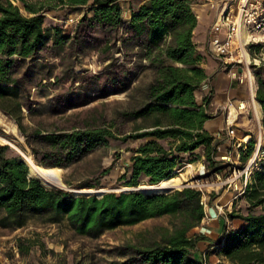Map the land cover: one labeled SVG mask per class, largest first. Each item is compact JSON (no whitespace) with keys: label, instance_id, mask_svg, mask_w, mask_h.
<instances>
[{"label":"trees","instance_id":"obj_1","mask_svg":"<svg viewBox=\"0 0 264 264\" xmlns=\"http://www.w3.org/2000/svg\"><path fill=\"white\" fill-rule=\"evenodd\" d=\"M125 1L137 5L129 21L128 40L136 41L139 54L155 73L143 104L123 113L126 121L142 120L143 126L124 136L112 128L90 127L28 134L22 124L26 108L23 80L14 77L13 71L18 61L36 57L46 46L62 47L71 38L64 27L49 25L44 12L56 7L72 12L82 9L81 22L118 29L123 23ZM197 26L191 0H45L40 5L28 0H0V109L17 121L28 138L34 136L46 147L41 157L33 149L36 163L45 168H68L110 140H144L132 148L131 165L119 178L124 186L137 188L142 178L151 186L175 178L186 163L196 161L185 155L191 156L198 149H203L209 164L218 163L213 136L204 128L212 118L207 112L211 98L205 96L202 104L196 99V91L206 79L194 41ZM252 50L259 51L260 47L252 46ZM253 72L255 98L264 110V63L253 66ZM262 125L264 132V117ZM255 147L253 138L243 160L252 157ZM8 150V145H0L1 226L20 228L29 216H48L51 223L67 220L79 237L98 239L106 231L168 217L169 226L157 227L162 231L160 239L144 246L117 247L121 264H207L198 248L205 237L194 233L206 216L204 191L186 187L168 193L136 190L108 192L101 197L76 196L63 189H49L40 179L30 177L26 160L20 155L8 156ZM80 187L95 189L99 184ZM243 195L249 203L248 212L234 209L229 213L230 220L239 223L235 228H225L214 246L227 257L228 264H264V211L255 212L264 207V168L252 172ZM17 245L21 254L28 255L36 245L45 243L19 238Z\"/></svg>","mask_w":264,"mask_h":264},{"label":"rangeland","instance_id":"obj_2","mask_svg":"<svg viewBox=\"0 0 264 264\" xmlns=\"http://www.w3.org/2000/svg\"><path fill=\"white\" fill-rule=\"evenodd\" d=\"M28 1L40 5L45 0ZM218 3L219 0H191L198 23L200 22L204 29L214 21ZM122 6L123 23L118 29L92 25L89 21L81 22L82 9L72 12L67 8L56 7L44 12L49 25L64 27L71 38L62 47L46 46L36 57L18 61L13 71L14 77L23 80L22 102L26 108L22 124L28 134L35 131L45 134L90 127L112 128L117 135L124 136L143 126L142 120L126 121L123 113L143 104L147 87L153 81L155 73L149 67L148 61L139 54L141 50L136 41L128 40L129 13L132 14V10L137 7L136 2L125 1ZM22 11L25 12L23 8ZM248 109L250 118L253 119L250 125L254 133H251V137L244 136L243 139L248 142L253 137L257 141L259 126L252 101ZM260 110L262 123L264 111ZM0 117L10 125L16 124L18 130L15 135L16 133L0 124L1 136L14 142L33 158V149H36L41 157L46 147L40 144L37 138H28L21 131L17 121L1 109ZM151 122L152 120L148 121ZM143 141L110 140L108 145L97 146L81 161L68 168H61L64 183L71 189H87L80 186L99 184L95 189L104 188L106 193L139 190H122L125 187H135L122 185L125 182L119 178L131 165L132 148L138 147ZM163 143L166 144L165 141ZM0 145L9 146L8 156L20 155L24 159L19 151L4 140L0 139ZM185 157L196 159L192 162L193 168L187 170L189 163H186L176 175L185 174L192 182L178 189L191 187L204 191L205 196L211 195L215 209L218 211L217 204L222 208L229 229L237 227L239 221H231L228 215L234 209L247 213L249 203L243 193L233 200V196L242 190L245 177H235L234 181H231V178L247 165L249 159H241L235 167L222 158L218 159V163L211 165L206 160L203 149ZM259 165V169L264 168V156L261 157ZM107 171L108 174L105 175ZM127 177H130V173ZM228 180L230 182L226 183ZM146 181V178H142L140 185H148ZM217 182L225 184L207 185ZM63 190L76 196L88 195H77L71 190ZM262 211L264 207L255 209L257 213ZM3 217L1 212L0 264H121L123 258L118 256L117 247L151 244L160 239L162 231L157 227H167L170 223L168 217L150 219L137 225L106 231L98 239H91L75 235L67 220L51 223L48 216H29L23 227L14 228L1 226ZM194 233H199L198 228L194 229ZM19 238L37 239L45 245H36L28 255H23L18 250ZM206 259L208 264H214Z\"/></svg>","mask_w":264,"mask_h":264},{"label":"crops","instance_id":"obj_3","mask_svg":"<svg viewBox=\"0 0 264 264\" xmlns=\"http://www.w3.org/2000/svg\"><path fill=\"white\" fill-rule=\"evenodd\" d=\"M232 10L234 9L232 8ZM216 11L214 21L206 29L203 28L200 22L198 23L194 33V41L199 54L202 56L200 66L204 69L206 74V79L203 80L201 87L196 91L197 102L202 104L204 96H210L211 102L209 104V109L216 110L232 105L234 108H232L231 112L232 118L235 117L236 112L239 113L233 137L220 134L225 125L226 113L223 111H220L218 115H213L212 118L204 124V128L213 136V145L216 148L217 158L221 159L230 151L236 140H243L244 136L247 135L251 137V133H254V130L251 129L250 125L253 119L250 118L249 114L243 112L239 108L240 103H247L250 105L251 102V92L244 67L238 66L234 69L237 75L244 77L242 80H239L233 73L221 66L209 47L210 33L212 30L223 39L226 37L227 32L226 25L216 26L223 13V8L220 3H218ZM129 18H131V12L129 13ZM206 80L209 81L208 85L205 83ZM260 109L263 110V107L261 106ZM263 136L264 132L262 129V139ZM252 139L253 137L250 141ZM262 149H264V147ZM243 154L244 152L242 153V157ZM242 157L241 159H243ZM239 195H241V191L239 194L233 196V200L239 197ZM210 198L209 195L205 196L207 206H205L206 216L198 230H202L204 227L206 233L200 232L205 237V240L198 243V248L205 258H208L214 264H216V262L228 264L229 260L227 257L218 252L214 244L223 235L225 228L229 230V226L227 225L226 216L215 209L212 201L213 199L210 201ZM216 207H219V205L217 204Z\"/></svg>","mask_w":264,"mask_h":264},{"label":"built area","instance_id":"obj_4","mask_svg":"<svg viewBox=\"0 0 264 264\" xmlns=\"http://www.w3.org/2000/svg\"><path fill=\"white\" fill-rule=\"evenodd\" d=\"M223 8L221 18L218 20L216 26L226 25V37L223 39L213 30L210 33L209 47L221 66L231 73L239 80H242L241 75H237L234 71L238 66H243L246 72V79L249 84L251 92V101L253 103L254 112L259 126V136L256 141L255 152L249 158L247 165L239 170L236 179L244 178V185L241 194L245 192V188L249 182L250 175L254 170L259 169V161L264 155L262 149V123L261 117H258L254 101L256 100L257 83L253 72V66H262L264 63V0H219ZM232 8L234 10H232ZM252 46H259L260 50H252ZM248 54V57L246 56ZM206 85L209 81H205ZM204 83V84H205ZM257 101V100H256ZM243 105V107H242ZM232 105L222 107L220 109L207 112L213 115H218L220 111L226 113L225 125L220 133L221 135H228L233 137L235 134L236 123L239 113L236 112V117L232 118ZM240 110L249 114V105L247 103L239 104ZM234 109V108H233ZM249 141L236 140L233 147L228 153L222 157L227 163L233 167L241 160L242 153L248 148ZM260 156L256 158V155ZM253 163V165H251ZM236 172V171H235ZM230 182L229 180L226 183ZM204 205L206 200L204 195ZM218 211L222 213V208L217 207ZM203 223V221H202ZM199 228V227H198ZM206 233L204 227L199 230V233ZM208 264V262H206Z\"/></svg>","mask_w":264,"mask_h":264},{"label":"bare ground","instance_id":"obj_5","mask_svg":"<svg viewBox=\"0 0 264 264\" xmlns=\"http://www.w3.org/2000/svg\"><path fill=\"white\" fill-rule=\"evenodd\" d=\"M221 12V11H220ZM220 17V16H219ZM73 21V19L71 20ZM246 56L248 57V54H246ZM255 104V109L257 112L258 117H260L261 115V110H260V104L255 100L254 101ZM0 124L4 125L5 127H7V129L9 131H11L12 133H16L15 135H17L18 130L16 127V124L10 125L7 120L3 119L2 117H0ZM0 139L4 140L6 143H8L12 148L16 149L17 151H19L24 159L26 160V162L29 165V176L30 177H34V178H38L41 180V182L46 185V187L48 188H54V187H58V188H68L67 185L64 183L63 178H62V169L60 168H45L43 166L38 165L33 156L30 153H27L25 151H23L22 149H20L14 142H12L11 140L7 139L4 136L0 135ZM258 154L256 155V158H258ZM254 162H252L251 165H253ZM187 170H190L191 168H193V164L189 163L187 165ZM237 176V175H236ZM231 178V181L235 180V177ZM192 181L190 180L189 177H187L185 174H178L175 178H171L159 185H140L137 188H122V190H129V189H139V190H144V191H148V192H157V193H162V192H170L173 191L175 189H178L180 187L185 186L187 183H191ZM225 184V182H217V183H211V184H207L209 186H221ZM71 191H73L74 193H76L77 195L79 194H97L99 197H101L104 193H106V189L104 188H99V189H70Z\"/></svg>","mask_w":264,"mask_h":264},{"label":"water","instance_id":"obj_6","mask_svg":"<svg viewBox=\"0 0 264 264\" xmlns=\"http://www.w3.org/2000/svg\"><path fill=\"white\" fill-rule=\"evenodd\" d=\"M45 186H46V185H45ZM65 189L70 190L71 188H65ZM146 192H148V191H146Z\"/></svg>","mask_w":264,"mask_h":264}]
</instances>
